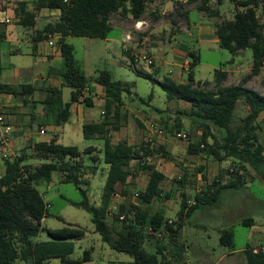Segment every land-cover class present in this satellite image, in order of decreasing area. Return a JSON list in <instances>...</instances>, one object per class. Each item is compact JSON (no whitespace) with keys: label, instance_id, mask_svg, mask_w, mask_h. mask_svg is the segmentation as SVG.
<instances>
[{"label":"trees","instance_id":"trees-1","mask_svg":"<svg viewBox=\"0 0 264 264\" xmlns=\"http://www.w3.org/2000/svg\"><path fill=\"white\" fill-rule=\"evenodd\" d=\"M153 0H31L32 11L25 9L20 3L15 17L23 26L33 24L34 11L42 8L57 9L59 16L53 23H47L39 31V39L46 38L48 33L57 32L60 37L57 45L62 59V70L58 74L62 78L60 87L49 88L42 103L45 122L60 126L69 121L70 105L78 100L79 95L88 87V79L80 60L75 58L73 45L66 41L67 36H84L90 38H106L111 31L110 15L121 16L131 14L139 19L145 12L147 3ZM218 5L222 0H217ZM234 5L230 18L213 21L214 33L218 45L227 49L232 56L249 48L252 53L251 70L248 76L257 75L264 67V23L257 16V9L264 11V0H229ZM186 4L194 3L200 12L209 17L219 16L218 7L213 8L211 0H185ZM175 22L172 21V24ZM6 24L0 23V41L5 35ZM130 66L135 72L142 74L157 83L170 99H182L189 103V109L183 111L192 124L201 129L198 141L190 140L187 144L188 154L212 155L222 162L232 158L230 177L222 182L221 175L194 192V204L188 205V196L184 188L187 174L175 178L180 191V204L175 219L168 222L162 211L151 212L149 206L163 194L161 183L164 175L153 163L146 162L144 156L153 152L164 154L163 146L158 144L153 149L149 144L140 141L128 144L126 141L112 143L108 125L119 120L123 94L129 93L131 84L114 80L111 73L101 70L94 77V82L104 88V116L99 122H84L82 135L85 140H99L100 155L88 156L92 162L100 159L107 165L106 177L100 196V203H91L87 196V181L83 179L84 168L92 173L97 170L93 163L86 165L82 154L91 153L94 148L89 145L80 151L75 145H63L51 138L48 142L40 141L34 145L33 157L42 160L38 165L24 164L21 156L4 160V172L0 175V264H16L17 260L25 264H51L58 259L59 264H83L90 260L89 250H84L81 258H72L74 241L80 239L85 231L72 224L57 229H47L43 220L48 216V203L38 185L49 182L53 173L60 175V181L71 182L79 190L82 198L78 201L67 200L70 204L84 209L90 216L94 231L110 248L126 253L132 257L127 264H185L183 261L184 244L180 241V233L185 219L196 209L203 206H214L219 201L224 189H238L246 184L247 166L251 167L264 179V137L260 132L264 127V94L248 88L244 83L224 85L226 71L216 68L213 80L195 81L192 66L199 61L195 51L188 50L191 70L187 73L186 82H176L169 76L157 79L149 72L134 67L132 56L126 52ZM2 67L0 62V73ZM212 84V87H208ZM62 86L71 88L69 101L62 99ZM33 87L13 85L0 82V92L14 96L30 95ZM152 94H149L151 98ZM241 100L247 107L245 116L235 119L234 110ZM87 105L90 99L85 98ZM181 126L177 118L172 125L163 122V127L171 134L179 131ZM208 138L211 142H208ZM202 144V146H201ZM166 156V155H165ZM136 160L135 166L131 162ZM198 170H204L199 166ZM243 171V172H242ZM145 172L147 181L139 190L140 204L120 203L116 212L109 215V206L114 198L116 185L122 186L120 193L128 195L127 182L136 173ZM162 196H169L165 192ZM123 218L119 219V215ZM252 217H244L241 224L251 226ZM161 231V236L148 233ZM46 231L49 239L37 240L35 237ZM149 243L154 251H148L145 243ZM219 243L229 250L235 249L234 233L231 228L219 230ZM249 246V245H248ZM246 246V247H248ZM246 264H264V253L253 254L246 248L242 251Z\"/></svg>","mask_w":264,"mask_h":264},{"label":"rangeland","instance_id":"rangeland-1","mask_svg":"<svg viewBox=\"0 0 264 264\" xmlns=\"http://www.w3.org/2000/svg\"><path fill=\"white\" fill-rule=\"evenodd\" d=\"M18 1L21 0H5L4 2L14 10V8H18L19 6ZM172 1V8L165 10L163 14H158L156 17L150 14L152 12H149V8L146 9L143 16L144 19L148 21L142 26V28L144 27V32H142V34H139L141 32L136 30L132 17L121 16L119 13H112L110 15V22L111 25L115 27L111 28L106 38H90L84 36H69L67 38V42L73 45L75 58L82 63V68L90 87L96 86L93 79L101 70L109 71L114 80L131 83V93H125L126 96H124V101L128 108L117 122L114 121L118 126L117 129L110 128L113 142L124 139L129 140L132 144H138L146 138L148 123L154 122L164 129V121H166L168 125H172L177 118L181 124L178 128L179 131L186 133L188 140L198 141L201 135V129L197 127L196 124H192L190 117L183 113V111L189 109V103L182 99L168 98L157 83L135 72L133 67L129 64V58L125 54H122L121 43L122 45H129L130 52L133 51L134 53H138L144 51L152 56L149 49L152 45L156 44L155 42H159L160 44H170V42H173L172 44L175 46L179 44L178 41L183 42L187 46V50L195 51L199 56V61L192 66L195 81H212L214 69L221 68L223 70H228L231 67V58H234L235 62L240 60L245 65L252 60V53L249 48L244 49L241 54L232 56L227 49L219 47L218 43L215 41H198L194 37L180 35L191 32L193 28L192 23L196 19H204L213 23V21L216 20L230 18L234 11V5L229 0H222L219 5L217 0H211L212 7H218L219 9L220 14L217 17H209L205 12L198 11L195 4H186L180 0ZM51 11H56V9H52ZM12 15L13 13H11V20L13 22L8 26V29L12 28L14 36H16L19 41L14 43L13 48L16 49L19 47L22 49L23 53L30 52L33 44L30 37L34 33V30L32 28H24L21 24H14L17 22V19L14 20L15 16ZM56 16V13L50 14L49 11H46V14L39 16L38 20L40 21L38 27L42 28L44 23L49 21L54 22L57 19ZM257 16L260 22L264 23V11H262L261 8L257 9ZM172 21L175 23L172 24ZM151 29L154 30V33L151 38L147 39L148 31ZM124 34L130 36L128 43L122 42ZM39 43L42 44L43 42ZM1 46L5 48V42H2ZM165 47V51L168 52L167 55L165 53H157L156 59H165V61L173 63L171 60V47L168 44H166ZM187 58L190 60V57L187 56ZM137 69L155 75V61L154 65L148 68ZM169 69L173 71L168 72ZM175 69L180 72L178 76L173 73ZM187 73L188 72L182 67L163 63L159 64V72L157 75L169 76L176 82H186ZM254 82L256 84L255 88L264 94V76H258ZM208 87H212V84H208ZM61 89L63 100L69 101L71 88L63 86ZM150 93L152 94L151 98L148 97ZM86 108L93 114L94 118L99 117L100 107L97 102L93 106ZM247 112L248 107L239 100L234 110L235 119L238 121V118L245 116ZM103 115L104 114H100V116ZM263 116L264 112L261 113L258 119L262 120ZM136 118H139L140 120L138 121L140 122H146L144 130L140 127ZM66 126L68 127V131L59 133V143L75 145L81 151L88 145L100 143L99 140L95 139H83L80 125H76L75 127L74 123L68 122ZM131 128H133L132 138L127 137V135L123 137L125 132L127 133ZM260 135L261 139H263L264 127ZM46 137L47 135H44L42 138ZM153 138L155 140L154 147L158 144L164 145L166 143L167 145L168 138L178 146L175 152L170 150L172 153H175V155L169 160H167L161 152H153L150 163H153L161 171L165 172L166 165H168L172 168V174L176 171L174 178L181 176L182 168H186L188 175L184 188L189 198H191L194 192L205 182L202 177V172L197 169L199 165L205 166V169L202 171L206 173L207 182H211L218 175H221L224 181L230 177V172L228 171H231L232 158H227L219 162L212 155L208 156L204 152L199 155L188 154L186 150L188 141L174 138L171 136V133L166 130L164 135L153 134ZM208 142H211L210 138H208ZM183 144H185V146H183ZM179 146H182V148ZM93 148L94 150L89 153V155L82 154V160L86 165L99 163L100 159L92 162L88 157L90 155L99 156L98 149L100 147ZM39 161L40 159L37 158H35V160H29L31 163ZM135 164L136 160H133L131 165L135 166ZM103 165L107 166L104 163ZM3 168L4 162L0 165V173ZM84 171L85 174H83V179L87 181V185L84 187L87 188L88 199L91 203L99 204L105 182L106 169L103 171L99 168L92 173L88 167H85ZM171 177L161 183L163 195L165 192H168L169 197H159L154 200L149 206V210L152 212L160 206L169 208V206L164 203L170 200L169 202L175 203L174 209L170 208V210H166L165 215L173 216L172 219H174L175 211L179 209L180 189L174 186L175 184L172 182L174 178ZM59 178L58 173H53L51 181L42 182L38 186L39 190L43 192L45 202L49 204V214L43 221L44 227L47 229H57L72 224L82 228L85 233L80 239L75 241L71 257L81 258L83 251L89 250L91 258L83 264H127V262L131 261L132 257L130 255L110 248L101 240L100 235L94 231L89 214L84 209L76 207L67 201H78L82 196L73 183L62 182ZM146 179L147 176L143 172L131 176L127 184L128 195L125 197L122 196L120 193V186L118 185L116 189L117 195L114 196L112 202L115 204L123 202L135 204V202H138L139 199L134 197V193L143 188ZM245 181L246 185L238 189H229L225 191L217 206L200 207L185 219L182 235L184 239L183 242L186 244L187 257L190 264H244L241 252L235 255L223 256V253L227 252L229 249L219 243V233L216 231V227L220 226V223L223 222L225 213H228L229 216L226 219L228 222L227 226L234 230L236 248H241L245 243L255 239H261L264 242V179L251 167L247 166ZM244 217H252L255 220V225L250 228L249 226L239 224L237 219ZM258 232H262V234ZM46 234V231H42L35 238L41 240L46 238ZM145 245H147L145 248L148 251H154L152 247H149L148 242H146ZM200 255L203 258H200ZM54 261L55 264L57 260ZM16 264L25 263L21 260H17Z\"/></svg>","mask_w":264,"mask_h":264},{"label":"crops","instance_id":"crops-1","mask_svg":"<svg viewBox=\"0 0 264 264\" xmlns=\"http://www.w3.org/2000/svg\"><path fill=\"white\" fill-rule=\"evenodd\" d=\"M4 1L5 0H0V11L2 14H5V15L9 16L10 18H11V13H13L12 16H15L16 9H19L20 3L25 4V9L27 11H32L31 0L18 1L19 6H18V8H14V10L11 7H9L8 5H6ZM22 1H24V2H22ZM180 1L185 2V0H180ZM172 4H173L172 0H153L149 3H147L146 9L149 8V10H150L149 12H152L150 14L153 15L154 17H156V16H158V14H163L165 10L171 9ZM191 4H194V3H191ZM28 5H30V6H28ZM146 9H145V11H146ZM51 10L52 9L42 8L41 10L34 11L33 24L29 25V26H23L21 24L24 28H32L34 30L33 31L34 33L30 37V40L33 43L32 47H31L32 49L30 52L23 53L21 48H19V47H17L16 49L13 48L14 43H17L19 41H18V38L16 36H14L12 28L8 29V26L10 24H12V22H13L11 19L8 23H4V24H6L5 35L0 41V62H1V67H2V70L0 73V82L5 83V84H13V85L29 84L33 87V91L30 95L14 96L11 93L0 92V104L2 105V107L4 109L7 120L12 124L13 129H14L12 149L18 156H21L23 158L24 164H31L33 166L38 165L42 161V160H40L39 162H35V163L29 162V160H32V159L35 160V157H33V155H34V145L36 142H40V141L48 142L51 138H55L56 142L59 143V136H60L59 133H63V132L68 131V127L66 126L68 122L74 123L75 127H76V125L77 126L80 125L81 126V133H82V125L84 122H99L102 120V118L104 116V115L100 116V114H104V88L102 85L95 82V84H96L95 87H90L88 84V88L84 92V97L85 98L87 97L90 99L91 105H87L84 100L81 101L80 99H78L77 101L72 102L70 105L71 116H70V119L68 122H66L65 124L60 125V126L49 125L45 122V112H44V106H43L42 101L45 98L49 88L61 86L62 78L58 74V71L62 70V66H63L60 50H59V47L57 45V40L60 37V34L56 33L51 37H49L47 34L46 38H43V39H39V37H38L39 31H41L43 29L45 24L53 23V22L49 21L47 23H44L42 28H39L38 27V23L40 21V20H38L39 16L46 14V11H49L50 14L56 13V15H57L56 18H58V16H59V10H57V9H56V11H51ZM144 14H145V12H144ZM143 15L139 19H134L131 14L126 15V17H132L134 19V23H135L134 26H135L136 30L141 32L139 34H142V32H144V27L142 28V26L144 24H146L148 21V20L144 19ZM15 19H17V22H15L14 24H20V23H18V17L17 16L14 17V20ZM192 25H193V28H192L191 32H188L186 34L183 33L180 35L181 36H190L192 38L194 37L198 41L211 40V41H215L218 43V39L214 33L213 23H211L210 21H206L204 19H196L193 21ZM112 27H115V26L111 25V28ZM116 28H117V26H116ZM153 33H154L153 29L148 31L146 38L147 39L151 38ZM68 37L69 36L66 37V41H67ZM129 39H130V36L128 34H124V38L122 39V42L128 43ZM49 40L52 41V44H49ZM2 42H5V44H6L5 48H2V46H1ZM39 42H43V43L41 44ZM155 43L156 44L152 45V47H150L149 50H150V53L152 54V58L155 61V71H154L155 75H154V77L157 79H161L164 76L157 75V73L159 72V64L166 63L167 65L172 64L173 66L175 65L177 67H182V60H183L184 56L187 55L188 50L186 49L187 46L183 42H179V41H178L179 44L176 46L172 44L173 42L172 43L170 42V44L169 43L160 44L159 42H155ZM166 44H168L171 47V56H172L171 60L173 61V63H170V61L167 62V61H165V59H159V58L156 59L157 53H165L167 55L168 52L165 51ZM121 50H122V54H125L127 57H128V55L126 54V52H129V54L131 56L134 53L133 51H131V52L129 51L130 50L129 45H122V43H121ZM243 51L244 50L239 51L236 55L241 54ZM230 64H231V67L228 70H224L227 73V77L223 82L224 85L238 84V83L242 82V83H244V85L246 87L257 91L260 94H263L261 91H259L255 88L256 84H255L254 80H256L258 78V76H262V75L264 76V67L261 68V71L259 72V74L248 76L250 73V70H251L252 60L250 62H248L247 65H245L240 60L235 62L234 58H231ZM172 71L173 70H170V69L168 70V72H172ZM173 73H175L176 76H178L180 74V72L177 69H175ZM123 82H125V81H123ZM129 91L130 92L126 93V94H130L131 89ZM126 94H123V104L121 106L120 117L125 114L124 111L128 108L127 104L124 101V96H126ZM62 99H63V97H62ZM64 102H66V101H64ZM96 102L99 104V107H100L98 118H94L93 114L86 108V107L93 106ZM102 110H103V113H102ZM144 115H146V114H144ZM136 120L138 121L140 119L136 118ZM114 121L117 122V120H113L114 124L108 125L110 138L112 136V134L110 132V128L117 129V127H118ZM138 123H139L140 127H142L144 130V128L146 127V122L138 121ZM41 130H43V132H41ZM136 133H137V131H136ZM44 135H47V137L42 138ZM126 135H127V137L132 138L133 128L128 130L127 133L125 132L123 137ZM82 137H83V135H82ZM168 139L169 140L167 141V145H166V143L164 145H162L163 150H164L163 156L167 160L171 159L172 156L174 157L175 153H172V152H175L176 147H178L174 144V142L170 141V138H168ZM111 141H112V138H111ZM120 141H126L128 144H132L129 140L123 139ZM117 142H119V141H117ZM117 142L112 141V143H117ZM60 144H62V143H60ZM100 144H101V142L98 144H92L91 146L99 148ZM63 145H69V144H63ZM183 146H185V144H183ZM179 147L182 148V146H179ZM27 149H29V150H27ZM99 149H98V154L100 155ZM186 150H187V145H186ZM197 155H199V154H197ZM3 162L4 161L0 160V165ZM101 163H102L101 160H99V163H93V166L97 167V170L99 168H101L104 171L105 169H107V166H104L103 163L102 164ZM199 166H201V165H199ZM202 166H204V165H202ZM156 169L164 175L163 181L166 180L167 178H170L171 176H172L171 178H174L175 173H176V171H175V173L172 174V172H171L172 168L169 167L168 165H166V168H165L166 172L161 171L158 167H156ZM204 169H205V166H204ZM3 172H4V168H3L2 172L0 173V175L3 174ZM183 172H185L188 175V171L186 168H182V174H183ZM200 172H202V174L206 175V173L204 171L201 170ZM143 173H145V172H143ZM146 176H147V174H146ZM59 177H60V175H59ZM178 177L179 176H177V178ZM59 180H60V178H59ZM146 181H147V179H146ZM146 181H145L143 187L145 186ZM128 182H129V179H128ZM128 182H127V184H128ZM172 182L175 184L174 185L175 187H178L177 183L175 182V178L172 180ZM222 182H225V181L222 179ZM118 185L120 186V190H121L122 186L120 184L116 185V189H117ZM161 188H162V186H161ZM227 190H229V189L222 190L220 197H219V201L214 206L218 205L221 197L223 196L224 192ZM41 193H43V192H41ZM162 195H161V198L164 197ZM122 196H124V195H122ZM168 197L169 196H167V197L165 196V198H168ZM169 201L170 200H167V202L164 203V204H167L169 206V208H167L166 206H160V207L154 209L152 211V213L155 212L156 210L160 209L164 215V218H166L168 220H173L172 219L173 216H166L165 215L166 210H170V208L174 209L175 203H171ZM123 203H125V202H123ZM135 204L139 205L140 202L139 201L135 202ZM48 206H49V204H48ZM217 210H219V209H217ZM177 211H175V217H176ZM224 215L225 216L223 217V222L220 223V226L216 227V231L218 233H219V230L222 228H231V227L227 226L228 222L226 219L229 217L228 213L227 214L225 213ZM175 217H174V219H175ZM242 219L243 218L237 219L239 224H241ZM252 223L253 224L251 226H249L250 228H252L255 225L254 219H253ZM182 229H183V227H182ZM182 229H181L180 238H179L181 242L184 241L183 235H182ZM233 233H234V230H233ZM258 233L262 234V232H258ZM47 239H49V237L46 234V238H43L41 240H47ZM37 240H40V239L37 238ZM75 241H74V244H75ZM258 243H264V242L261 239H255L253 241H249V242L245 243V245L241 248L235 247V249H233V250H228L227 252H224L223 256L235 255V254L241 252L242 253L241 256L244 259V264H246L245 257H244V254L242 251L246 248V246L254 245V244H258ZM183 244L185 246L184 252H183V261L185 262V264H190L188 257H187L186 244L184 242H183ZM201 254H203V253H201ZM200 258H203V257L200 255ZM54 260H57L55 264H59L58 259H52L50 261L51 264H54V262H55Z\"/></svg>","mask_w":264,"mask_h":264},{"label":"built area","instance_id":"built-area-1","mask_svg":"<svg viewBox=\"0 0 264 264\" xmlns=\"http://www.w3.org/2000/svg\"><path fill=\"white\" fill-rule=\"evenodd\" d=\"M63 1L67 2L68 0H63ZM10 19L11 18L9 16L2 14L0 11V23H3V24L8 23L10 21ZM56 33L57 32L48 33V36L51 37ZM49 44H52L51 40H49ZM132 59H133L134 66L137 68H148L154 64V59L152 58V56H150L148 53H146L144 51L138 52V53H133ZM182 68L187 72H189L191 70L190 60L187 58V56H184V58H183ZM87 88L88 87H86L84 89V91L79 95L78 99H80L81 101H83L85 99L84 92L87 90ZM102 113H103V110H102ZM13 131H14L13 126L7 120L4 109H3L2 105L0 104V159H2V160L12 159L13 157L18 156L12 149ZM41 132H43V130H41ZM155 133L158 135H164L165 130L161 126H159L158 124H156L154 122L148 123L147 133H146L147 135H146V138L144 141L149 144L150 149H153L155 146V140L153 138V134H155ZM171 136L174 138L189 141L186 133H183L181 131H175L174 133L171 134ZM201 146H202V144H201ZM151 157H152V153L147 154L146 156H144V160L146 162H150ZM203 185H201L196 190V192L200 191L201 187H203ZM115 195H117V194L115 193ZM134 197L139 199V190H137L134 193ZM194 202H195V199L193 196L191 198L188 197V201H187L188 205L194 204ZM117 209H118V204L111 202V204L109 206V213L108 214L111 215L112 213L116 212ZM118 217H119V219H122L123 214H120ZM168 222L170 223L171 220H168ZM148 233L155 234L156 236L162 235L161 231H159V230L158 231H152L150 228H148ZM246 250L250 251L253 254L264 253V243L249 245L248 247H246Z\"/></svg>","mask_w":264,"mask_h":264}]
</instances>
